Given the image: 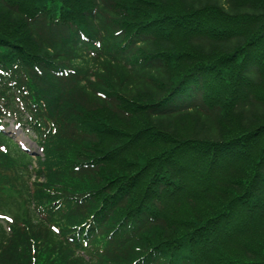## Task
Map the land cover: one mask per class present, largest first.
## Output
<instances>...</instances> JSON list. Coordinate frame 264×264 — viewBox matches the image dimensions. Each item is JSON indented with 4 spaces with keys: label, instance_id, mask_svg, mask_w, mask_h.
I'll list each match as a JSON object with an SVG mask.
<instances>
[{
    "label": "trees",
    "instance_id": "trees-1",
    "mask_svg": "<svg viewBox=\"0 0 264 264\" xmlns=\"http://www.w3.org/2000/svg\"><path fill=\"white\" fill-rule=\"evenodd\" d=\"M0 264H264V0H0Z\"/></svg>",
    "mask_w": 264,
    "mask_h": 264
},
{
    "label": "rangeland",
    "instance_id": "rangeland-1",
    "mask_svg": "<svg viewBox=\"0 0 264 264\" xmlns=\"http://www.w3.org/2000/svg\"><path fill=\"white\" fill-rule=\"evenodd\" d=\"M5 122H7V125L4 128L5 132L10 134L20 144L28 147L30 152L39 154L36 144L31 139L32 134L30 132L22 130L17 124H14L11 119L7 118L5 119Z\"/></svg>",
    "mask_w": 264,
    "mask_h": 264
}]
</instances>
